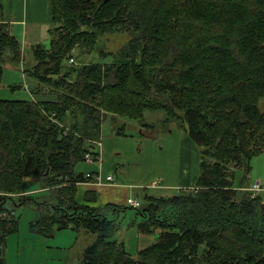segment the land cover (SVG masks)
I'll use <instances>...</instances> for the list:
<instances>
[{
  "label": "trees",
  "instance_id": "1",
  "mask_svg": "<svg viewBox=\"0 0 264 264\" xmlns=\"http://www.w3.org/2000/svg\"><path fill=\"white\" fill-rule=\"evenodd\" d=\"M189 2L51 0L49 44L31 48L34 65L22 72L38 82L36 95L61 93L52 101L0 99V264L7 238L18 232L15 208L24 206L38 214L28 226L37 236L67 229L94 236L81 264H264V202L241 187L250 161L264 152L257 108L264 0H201L191 11ZM106 33L131 37L111 63H67ZM21 54L0 22V82L3 64L20 65ZM146 111L164 119L146 124ZM106 114L149 130L178 123L200 148L194 188L165 198L142 194L139 208L77 204L75 186L88 179L75 167L87 154L96 158ZM231 162L244 170L238 186L223 167ZM25 178L38 181L41 195L16 196ZM128 212L136 233L155 237L136 257L115 238Z\"/></svg>",
  "mask_w": 264,
  "mask_h": 264
},
{
  "label": "crops",
  "instance_id": "2",
  "mask_svg": "<svg viewBox=\"0 0 264 264\" xmlns=\"http://www.w3.org/2000/svg\"><path fill=\"white\" fill-rule=\"evenodd\" d=\"M0 22L8 25L10 35L19 43L23 54H26V51L29 53L35 45L48 46L51 0H0ZM21 76L24 81L23 86L30 92L28 101H52L47 96L36 95L33 92L38 87V82L34 78L30 77V81H28L29 76L23 72ZM103 126L104 124L101 126L100 140L96 142L100 146L96 148L95 145L94 147L98 158L92 163H87L90 165H87L89 168L84 172H78L85 175H97L101 182L96 184L88 181L76 184L75 200L77 204L89 205L90 207L126 206V200L132 198V190L138 191L136 198L133 199L140 201L139 197L143 194L141 193L142 190L159 191L164 195L160 197L165 198L182 190L194 188L196 178L199 175H193L192 171L189 173V165L195 160L194 143L176 123H170L168 131L158 128L155 130H140L138 128L134 130L136 136H127L125 130H122L123 134L114 133L113 130L104 132ZM124 141L128 142L126 148L129 147L135 151L139 157V163L134 167L132 174H129V171L124 169L122 164H117L114 160L115 156L117 157L123 152L121 147ZM165 145L170 146V152L163 149ZM160 146L162 147L160 148ZM142 153L145 156H142ZM95 163L97 164L93 166ZM115 165L119 166L117 177L112 176V171L117 172ZM128 175L137 182H124L123 177ZM109 176L112 177V182H106V178ZM148 179H156L157 184H151L152 182H149ZM31 180L25 178L24 182ZM145 185L147 187H144ZM173 190H176L177 193L166 194L164 192ZM119 232L122 230L117 232L115 238L123 240L119 238ZM157 233L158 231H156ZM135 239L137 244L134 250L130 249V251H134L133 253L149 246L155 237L135 233Z\"/></svg>",
  "mask_w": 264,
  "mask_h": 264
},
{
  "label": "rangeland",
  "instance_id": "3",
  "mask_svg": "<svg viewBox=\"0 0 264 264\" xmlns=\"http://www.w3.org/2000/svg\"><path fill=\"white\" fill-rule=\"evenodd\" d=\"M201 0H190V2L185 5V9L191 11V9H197L201 3H198ZM130 35L127 33H106L99 36L96 46L93 51L91 52H84L80 49H75L72 52L71 58L73 60L67 62L68 64H73L77 67L86 65L88 63H101V64H109L112 62L111 55H117L129 42ZM260 48V46H257ZM255 48V47H254ZM251 48V49H254ZM261 49V48H260ZM23 53V52H22ZM26 54L20 55L21 63L20 65H15L12 63H4L3 64V74L0 82V99L2 100H29L30 99V92L26 90V87L23 86L24 81L22 79V71L29 70L34 65V60L32 55L26 51ZM32 78V77H31ZM33 79V78H32ZM254 79L253 77L250 80ZM261 79V78H260ZM248 80V79H247ZM30 81V77L28 78ZM12 86H21L20 88L12 89ZM46 87V86H45ZM25 88V89H24ZM34 89V88H33ZM46 91L42 96H47L52 100H57V94L60 92L59 90H51V88H44ZM258 91V90H257ZM206 92V91H205ZM61 93V92H60ZM118 96V94H117ZM129 101L133 102L134 100L131 97H127ZM257 108L259 112L264 114V97L260 98L257 104ZM230 108H226L228 110ZM164 119V114L162 112H144V123L146 124H156L157 126L159 123ZM105 122V123H104ZM175 123V122H174ZM103 126V131L113 130L114 133H119V129L125 130V134L127 136H136L134 133L135 129L142 130L143 128L140 126L137 121L131 120L130 118H122L117 117V115L113 114H106L101 122V126ZM178 125V123H176ZM179 126V125H178ZM135 127V128H134ZM169 127V126H167ZM163 129V128H162ZM260 129L258 133H262ZM166 133V132H165ZM100 137L97 139L99 142ZM128 142L124 141L122 144L121 149L123 152L117 157H114V160L117 164H122L124 169L129 171V174H132L134 167L137 166L139 163V157L132 151L129 147L126 148ZM194 145V156L195 160L192 164L189 165V173L193 172V175L199 174V160H200V148ZM127 149L125 153V148ZM162 146H160L161 148ZM97 148V146H96ZM163 149L167 150L168 152L171 151L170 146L165 145ZM142 156L145 154L142 153ZM154 156V155H152ZM98 156L95 158L97 159ZM93 159V160H95ZM97 163L93 164L95 166ZM90 164L85 162H79L76 167L75 171L79 172L88 169ZM227 166V170L229 173H233L234 177V185L238 186V183L243 180L244 177V170L241 166H235L233 162L225 163L223 167ZM117 172L112 171V176L117 177L119 175V166L115 165ZM247 177V178H246ZM151 184H157L156 179H148ZM123 181L126 183L130 182H137L133 177L130 175L124 176ZM245 183L241 185L244 189L243 191H248L254 197H260L261 200L264 202V152L253 157L250 161V171L248 176L245 174ZM254 183H259V189L253 190L251 189ZM149 186H151L149 184ZM144 187H147L145 185ZM251 189V191H250ZM188 190V189H186ZM21 193L20 195L17 194L16 196H25V195H34L41 193L43 190L39 188L38 181L32 179L28 182H23L21 186ZM242 190H240V193ZM247 191V192H248ZM166 194H175L177 193L176 190L173 191H164ZM141 193L143 194H150L154 196H164L161 192H150V190H142ZM138 191L132 190V198H136ZM41 195V194H38ZM253 198V197H252ZM14 216L18 219V232L9 236L6 240V245L4 248L3 259L5 264H81V258L86 248L93 244L95 238L92 234L87 233L84 229H79L77 231L72 230H63L54 233L53 237L46 238L40 237L36 234H33L29 231V224L33 222L38 214L35 209L30 206L24 207H16L14 211ZM133 213L128 212L125 215V218L122 217L120 220V230L119 232L120 239H123V242H127L128 251L132 254V256L136 257V251H130V249L134 250L137 241L135 239L136 231L133 229V226L129 225L131 221H133ZM159 231V230H157ZM134 244V246H133Z\"/></svg>",
  "mask_w": 264,
  "mask_h": 264
},
{
  "label": "built area",
  "instance_id": "4",
  "mask_svg": "<svg viewBox=\"0 0 264 264\" xmlns=\"http://www.w3.org/2000/svg\"><path fill=\"white\" fill-rule=\"evenodd\" d=\"M72 61V60H71ZM95 145L98 147L100 146V144H96ZM98 156V155H97ZM84 161L86 163H92L94 160H93V157L89 154L85 155L84 156ZM85 178L88 179L87 181H91L92 183H96V184H100L101 180H100V177L97 176V175H92V174H86L85 175ZM106 182H112V177H107L106 178ZM259 183H254L251 187V189L253 190H258L259 189ZM250 189V191H251ZM252 197H254L252 195ZM140 201L139 200H136V199H133V198H128L126 200V206L128 207H132V208H139L140 207Z\"/></svg>",
  "mask_w": 264,
  "mask_h": 264
},
{
  "label": "water",
  "instance_id": "5",
  "mask_svg": "<svg viewBox=\"0 0 264 264\" xmlns=\"http://www.w3.org/2000/svg\"><path fill=\"white\" fill-rule=\"evenodd\" d=\"M107 1H109V0H104V2H107Z\"/></svg>",
  "mask_w": 264,
  "mask_h": 264
}]
</instances>
